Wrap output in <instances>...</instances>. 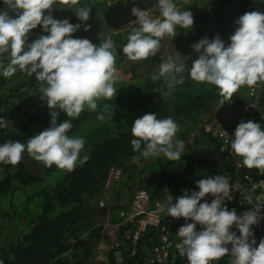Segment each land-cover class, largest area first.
Returning a JSON list of instances; mask_svg holds the SVG:
<instances>
[{"label":"trees","instance_id":"trees-1","mask_svg":"<svg viewBox=\"0 0 264 264\" xmlns=\"http://www.w3.org/2000/svg\"><path fill=\"white\" fill-rule=\"evenodd\" d=\"M179 5L192 14L194 23L190 29L177 27L176 37L166 36L156 56L126 64L127 78L115 74V96L98 101L96 111L85 109L75 119L63 112L57 117V125L71 120L69 136L85 140L80 158L87 155L86 163L77 162L75 169L68 172L55 165L45 166L27 152L22 153L17 165L0 163V264H142L143 252L130 254L127 247L121 245L108 252L106 262L92 260L99 239L98 228H93L96 221L104 216L117 221L119 202L137 187L145 186L152 198H159L164 193L181 196L185 191L189 194L199 191L196 182L210 176L234 178L236 174H248L264 179V174L255 168H236L232 154L221 149V140L214 135L200 132L192 140L187 138L189 131L207 115L236 111L253 100L249 87L242 86L230 103L219 107L221 97L216 87L196 82L188 74L192 61L199 56L191 45L202 38L211 40L219 35L227 46L237 27L234 21L246 12L264 13V0H180ZM83 6L90 7L91 11L89 19L81 22L75 13ZM3 9V0H0V10ZM44 14L47 15V11ZM51 14L56 20L66 19L71 24L81 25L71 34L72 38L88 39L99 45L110 36L116 46L115 65L130 61L122 48L137 25L116 31L117 21L104 0H79L76 5H71L69 0L68 5H54ZM9 15L14 18V13ZM85 24L90 25L88 31L83 30ZM41 35L48 33L38 25L28 33L26 44ZM167 50L171 52L165 55ZM169 55L179 57L187 68L181 74L184 83L176 85L171 95L163 96L167 91L163 79L153 82L150 77L158 72L159 65ZM0 60L6 65L7 55ZM143 67L146 73L139 71ZM260 83L264 86V82ZM38 89L35 75L17 71L11 78L0 76V118L8 125L0 128V144L9 140L26 144L30 137L50 126L51 110L41 100ZM105 105L109 106V111L103 113L105 119L101 121L97 116ZM262 106L264 109V104ZM144 114H155L157 119L172 117L177 123L179 131L175 139L184 143L180 160H169L161 155L132 162V157L139 153L131 146L135 137L130 129ZM253 122L264 130V119ZM110 166H120L123 175L109 193L111 202L106 214L97 207V200L103 194ZM204 202H208V194L200 201ZM176 234L173 231L171 237L180 239ZM150 237L155 238L153 233ZM116 253H120L119 260ZM228 259L225 256L217 264H225Z\"/></svg>","mask_w":264,"mask_h":264},{"label":"clouds","instance_id":"clouds-1","mask_svg":"<svg viewBox=\"0 0 264 264\" xmlns=\"http://www.w3.org/2000/svg\"><path fill=\"white\" fill-rule=\"evenodd\" d=\"M78 3L79 0H71V5ZM3 4L0 57L6 54L8 63L5 65L0 60V76L11 78L17 71L35 75L39 96L51 110V121L47 129L30 137L26 144L11 140L0 144V163L17 165L22 153L27 152L45 166L55 165L71 172L77 162L83 165L89 159L87 155L80 158L85 140L69 136L71 120L57 125V117L63 112L75 119L85 109L96 111L101 99H113L117 91L114 87L117 80L115 42L110 36L99 45L88 39L72 38L71 34L81 25L71 24L66 19L56 20L51 14L54 5H68L69 0H3ZM90 11V7L83 6L75 14L84 22L89 19ZM10 12L14 13V18ZM153 12L159 15H152ZM132 14L136 17L132 24L137 26L127 36L122 52L134 62L156 56L166 36L175 38L177 27L187 30L194 23L191 12L178 7L175 0H158L147 11L133 7ZM234 23L237 27L227 46L219 35L211 40L202 38L191 45L199 56L192 61L188 74L196 82L216 87L221 97L219 107L230 103L242 86L254 88L258 82H264V13L246 12ZM38 25L48 35L26 44L28 33ZM89 28L90 25L85 24L83 30ZM186 68L179 57L169 55L150 78L153 82L163 79L167 91L162 95L168 96L176 85L184 83L181 74ZM107 111L109 106L105 105L97 119L103 121V113ZM7 126V121L0 118V128ZM130 131L135 137L131 140L133 151L139 153L132 157L133 163H138L141 157L161 155L169 160H180L184 143L175 139L179 126L172 117L157 119L155 114H144L133 122ZM230 148V154L239 158L237 167L255 168L264 174V130L258 123L238 124L230 139ZM196 183L199 191L190 194L185 191L174 204L169 195L158 205L159 213L192 221L177 231L180 243L176 247L180 255L186 257L188 264H210L225 257L229 252L225 245L231 244V264H264V239L255 247V239H249L253 237L250 226L261 219L258 215L261 205L237 215L235 209L223 206L225 199H232L227 177L210 176ZM206 194L214 197L211 203H200ZM242 196L243 201L252 204L250 195L242 193ZM197 224L202 230H196ZM233 225L239 236L230 230ZM116 256L119 260L120 253Z\"/></svg>","mask_w":264,"mask_h":264},{"label":"built area","instance_id":"built-area-1","mask_svg":"<svg viewBox=\"0 0 264 264\" xmlns=\"http://www.w3.org/2000/svg\"><path fill=\"white\" fill-rule=\"evenodd\" d=\"M104 1L113 14H118L121 6L126 3L131 6V4L137 3L139 0ZM157 2L158 0H150L147 10L153 8ZM177 5L179 7V4ZM131 25L133 24L126 25L127 27L125 26L124 29ZM249 94L253 100L245 103L234 112L233 121H223L218 114H209V116L207 115L204 118L203 122L198 123L189 131L187 138L192 140L193 136L200 134V132L210 133L221 140V149H226L231 153L230 139L237 125L241 122L262 121L264 119L262 106L264 104L263 84L259 82L254 88H249ZM232 158L236 168H240L237 167L236 163L239 158L234 155H232ZM122 175L123 170L120 166H110L107 170L103 194L97 200V207L104 210L106 214L111 202L109 193ZM228 179L231 186L230 196L232 199L223 201V206L228 210L235 209L237 215H240L256 205H261L258 213L261 219L257 224L250 226L253 237L249 239L254 238L257 244L258 241L264 239V179L254 178L248 174H236L234 178L228 177ZM242 193L252 197V204L243 201ZM168 196L167 193H164L159 198H152L145 186L137 187L128 198L127 196L124 198H127V201L123 202V199L119 202L120 208L116 212L117 221H111L108 216L101 217L96 221L93 228H98L99 239L94 247L93 262H106L108 252L121 245L123 248L127 247V252L130 254H135L138 251L143 252L144 259L142 264H188L186 257L181 256L176 247L180 243V239L172 238L171 234H173V231L177 232L185 223H192V221L190 219L186 221L182 217L173 218L158 212V205L163 203ZM179 196H172L173 204ZM213 198L211 194H208V203H211ZM196 230H202L199 224L196 225ZM230 230L236 232L237 236H239V231L234 225ZM152 233L155 238L150 237ZM225 247L229 249V252L225 255L228 256L231 253V244L225 245ZM219 260H213L210 264H215Z\"/></svg>","mask_w":264,"mask_h":264},{"label":"rangeland","instance_id":"rangeland-1","mask_svg":"<svg viewBox=\"0 0 264 264\" xmlns=\"http://www.w3.org/2000/svg\"><path fill=\"white\" fill-rule=\"evenodd\" d=\"M176 4H179L180 1H175ZM150 4V0H139L137 3L131 4V6H129V3H126L124 6H121V10L119 11L118 14H113L114 18L116 19L117 22H115L117 24L118 27L115 28L116 31H120V30H124L125 26L132 23V21L136 20L135 16L131 13L132 12V8L136 7L140 10H145L147 11V7ZM178 6V5H177ZM181 5H179L180 7ZM152 15H158L156 12H153ZM127 27V26H126ZM165 40V39H163ZM165 46V45H163ZM169 52H171L170 50L165 51V55H167ZM180 54H182L181 50H180ZM131 61H125L124 64L122 65H115V69L116 72L115 74L122 77V78H127V74L126 73V64H128ZM123 66V67H122ZM139 71H141L142 73H146L147 69L146 67L141 68ZM234 110H230L227 112H223L221 114L217 113L219 115V117L221 118V120L223 121H227V122H231L234 120Z\"/></svg>","mask_w":264,"mask_h":264},{"label":"water","instance_id":"water-1","mask_svg":"<svg viewBox=\"0 0 264 264\" xmlns=\"http://www.w3.org/2000/svg\"><path fill=\"white\" fill-rule=\"evenodd\" d=\"M233 258L231 257V253H230V255H229V259H228V261L225 263V264H231V260H232ZM215 264H217V262L215 263Z\"/></svg>","mask_w":264,"mask_h":264},{"label":"crops","instance_id":"crops-1","mask_svg":"<svg viewBox=\"0 0 264 264\" xmlns=\"http://www.w3.org/2000/svg\"><path fill=\"white\" fill-rule=\"evenodd\" d=\"M175 1H180V0H175ZM148 7H149V6H148ZM148 7H147V8H148Z\"/></svg>","mask_w":264,"mask_h":264},{"label":"bare ground","instance_id":"bare-ground-1","mask_svg":"<svg viewBox=\"0 0 264 264\" xmlns=\"http://www.w3.org/2000/svg\"><path fill=\"white\" fill-rule=\"evenodd\" d=\"M150 192V191H149Z\"/></svg>","mask_w":264,"mask_h":264}]
</instances>
